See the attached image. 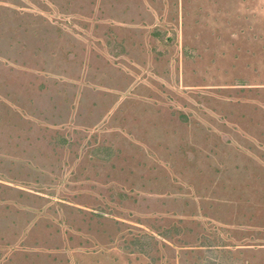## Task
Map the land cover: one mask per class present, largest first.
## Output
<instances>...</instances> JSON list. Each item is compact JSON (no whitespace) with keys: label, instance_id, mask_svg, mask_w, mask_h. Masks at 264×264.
<instances>
[{"label":"rangeland","instance_id":"1","mask_svg":"<svg viewBox=\"0 0 264 264\" xmlns=\"http://www.w3.org/2000/svg\"><path fill=\"white\" fill-rule=\"evenodd\" d=\"M0 264H264V0H0Z\"/></svg>","mask_w":264,"mask_h":264}]
</instances>
